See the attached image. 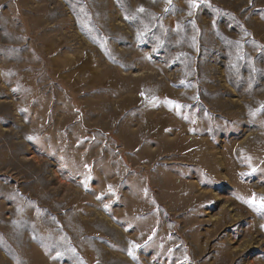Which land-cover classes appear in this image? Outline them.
Masks as SVG:
<instances>
[{
	"label": "rangeland",
	"instance_id": "obj_1",
	"mask_svg": "<svg viewBox=\"0 0 264 264\" xmlns=\"http://www.w3.org/2000/svg\"><path fill=\"white\" fill-rule=\"evenodd\" d=\"M262 197L264 0H0V264H264Z\"/></svg>",
	"mask_w": 264,
	"mask_h": 264
},
{
	"label": "snow or ice",
	"instance_id": "obj_2",
	"mask_svg": "<svg viewBox=\"0 0 264 264\" xmlns=\"http://www.w3.org/2000/svg\"><path fill=\"white\" fill-rule=\"evenodd\" d=\"M192 6H193V7H196L195 4H193ZM140 11H143V9H140ZM170 103H171V102H170ZM177 107H179V106H177ZM29 139H31V137H29ZM250 203H251V204H255V203H256L255 199H253L252 201H250ZM260 207H264V197H262L261 200H260ZM129 254H130V255L132 254V253H131V250H130Z\"/></svg>",
	"mask_w": 264,
	"mask_h": 264
}]
</instances>
